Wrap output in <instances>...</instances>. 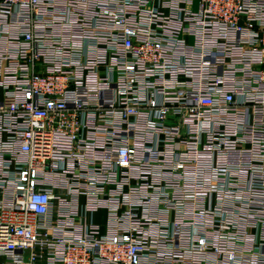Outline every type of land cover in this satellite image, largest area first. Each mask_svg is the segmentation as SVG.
<instances>
[{"label":"built area","instance_id":"1","mask_svg":"<svg viewBox=\"0 0 264 264\" xmlns=\"http://www.w3.org/2000/svg\"><path fill=\"white\" fill-rule=\"evenodd\" d=\"M0 264H264V0H0Z\"/></svg>","mask_w":264,"mask_h":264},{"label":"crops","instance_id":"2","mask_svg":"<svg viewBox=\"0 0 264 264\" xmlns=\"http://www.w3.org/2000/svg\"><path fill=\"white\" fill-rule=\"evenodd\" d=\"M98 217H99V220H100L101 219V216L99 215Z\"/></svg>","mask_w":264,"mask_h":264}]
</instances>
